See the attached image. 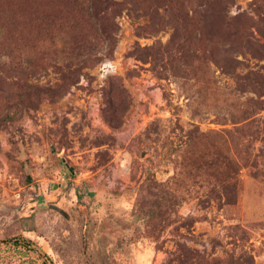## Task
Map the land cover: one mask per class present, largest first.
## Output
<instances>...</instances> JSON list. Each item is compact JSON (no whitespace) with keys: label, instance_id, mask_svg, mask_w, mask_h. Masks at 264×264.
I'll list each match as a JSON object with an SVG mask.
<instances>
[{"label":"rangeland","instance_id":"374dc122","mask_svg":"<svg viewBox=\"0 0 264 264\" xmlns=\"http://www.w3.org/2000/svg\"><path fill=\"white\" fill-rule=\"evenodd\" d=\"M0 264H264V0H0Z\"/></svg>","mask_w":264,"mask_h":264}]
</instances>
